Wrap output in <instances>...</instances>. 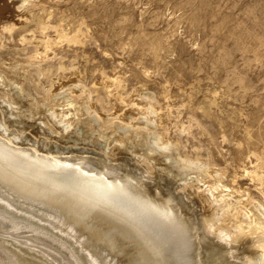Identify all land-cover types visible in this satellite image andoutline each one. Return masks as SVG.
<instances>
[{"label": "rangeland", "instance_id": "rangeland-1", "mask_svg": "<svg viewBox=\"0 0 264 264\" xmlns=\"http://www.w3.org/2000/svg\"><path fill=\"white\" fill-rule=\"evenodd\" d=\"M16 1H0V88L16 101L11 109L0 98V110L10 122L39 131L48 107L60 108L56 103L71 99L73 125L64 130L55 124L57 132H48L51 144L100 153L111 144V153L135 165L150 152L158 164L152 181L161 187L202 180L196 167H179L175 159L201 158L213 174L207 181L217 178V169L220 183L261 201L258 183L244 169L256 170L264 180V0H27V6L40 3L29 8V21L19 16ZM59 63L67 68L58 69ZM103 74L116 83H102ZM67 80L90 89L86 100L101 119H87L85 96L62 85L51 98L49 84ZM114 93L124 101L150 102V121L132 123L130 110ZM107 111L126 113L124 124ZM180 124H190L189 130ZM156 136L175 141V147L158 148L161 153L153 144ZM180 193L201 211L200 198ZM226 221L234 217L229 214ZM211 235L204 242L226 245ZM250 243L249 238L235 243L238 248L229 251L236 257L227 253L228 260L243 263Z\"/></svg>", "mask_w": 264, "mask_h": 264}, {"label": "bare ground", "instance_id": "bare-ground-1", "mask_svg": "<svg viewBox=\"0 0 264 264\" xmlns=\"http://www.w3.org/2000/svg\"><path fill=\"white\" fill-rule=\"evenodd\" d=\"M26 1L15 3L24 20L31 18L30 7L40 6H27ZM57 68L67 67L59 63ZM67 81L49 84L51 98H57V89L63 87L71 94L84 95L88 102L90 89L81 81ZM107 82L116 83V79L103 74L102 83ZM113 96L125 102L132 123L138 118L151 119L150 102L134 98L124 101L119 93ZM0 98L11 109L16 104L9 91L1 88ZM88 103L86 109L83 105L85 114L89 113L85 117L101 119L102 115ZM56 104L60 108L55 104L48 107V115L40 120L41 131L36 132L18 127L17 120L10 122L11 118L0 110V264H264V180L256 170L244 172L258 183L261 201L220 183L217 169L213 172L217 178L207 181L213 175L208 161H192L180 155L175 158L179 167L194 166L204 178L197 177V183L191 181L192 185L185 180L183 188L161 187L157 179L152 181L158 164L151 161L150 152L140 155L139 160L135 157L139 163L135 165L111 153V144L101 153L51 144L53 137L48 132H57L55 124L67 130L76 114L73 100ZM107 114L119 124L127 118L126 113ZM178 128L188 131L190 124H180ZM24 132L27 134L22 136ZM174 142H164L157 136L153 140L157 150L162 151L174 148ZM181 191L187 199L200 198V212L184 201ZM229 214L234 217L233 222L226 221ZM209 234L210 240L217 238L228 247L204 242ZM246 238L251 243L243 263L229 261L226 254L236 257L229 250L237 249L235 243Z\"/></svg>", "mask_w": 264, "mask_h": 264}]
</instances>
